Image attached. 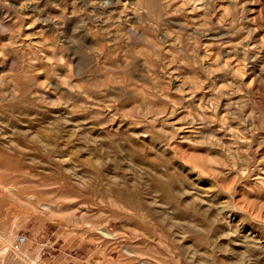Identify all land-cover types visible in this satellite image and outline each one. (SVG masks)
I'll return each mask as SVG.
<instances>
[{
    "label": "rangeland",
    "instance_id": "obj_1",
    "mask_svg": "<svg viewBox=\"0 0 264 264\" xmlns=\"http://www.w3.org/2000/svg\"><path fill=\"white\" fill-rule=\"evenodd\" d=\"M0 264H264V0H0Z\"/></svg>",
    "mask_w": 264,
    "mask_h": 264
},
{
    "label": "bare ground",
    "instance_id": "obj_2",
    "mask_svg": "<svg viewBox=\"0 0 264 264\" xmlns=\"http://www.w3.org/2000/svg\"><path fill=\"white\" fill-rule=\"evenodd\" d=\"M216 110H217V109H216ZM230 111H231V110H230ZM228 112H229V111H228ZM226 113H227V112H226ZM230 113H231V112H230ZM233 113H234V112H233ZM233 113H231V114L235 117V115H234ZM231 114H230V115H231ZM236 114H237V111H236ZM240 114H241V113H240Z\"/></svg>",
    "mask_w": 264,
    "mask_h": 264
},
{
    "label": "built area",
    "instance_id": "obj_3",
    "mask_svg": "<svg viewBox=\"0 0 264 264\" xmlns=\"http://www.w3.org/2000/svg\"><path fill=\"white\" fill-rule=\"evenodd\" d=\"M45 253H49L48 251H45Z\"/></svg>",
    "mask_w": 264,
    "mask_h": 264
}]
</instances>
